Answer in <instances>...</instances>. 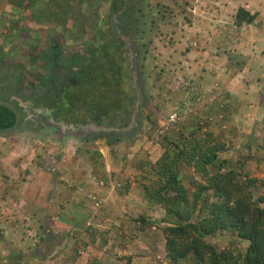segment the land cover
<instances>
[{"label": "rangeland", "instance_id": "obj_1", "mask_svg": "<svg viewBox=\"0 0 264 264\" xmlns=\"http://www.w3.org/2000/svg\"><path fill=\"white\" fill-rule=\"evenodd\" d=\"M133 1L135 22L130 36H123L127 74L121 64L122 87L135 110L112 126L116 113L96 121L69 109L65 99L55 116L48 107L20 108L26 92L38 90V77L51 72L45 68L51 58L40 55L49 40L61 45V74L68 67L72 74L70 56L92 60L96 47L116 35L108 0L78 9L65 0H0V105L12 108L17 119L0 131V197L10 199L0 201V264H195L192 253L176 263L167 258L163 230L181 222L167 211L175 193L165 183L163 161L188 148L193 136L222 148L206 170L196 159L174 165L194 204L186 208L191 222L207 216L217 200L212 189L198 195L217 172L254 179L252 198L264 197V0ZM239 8L253 21L237 25ZM18 84L22 94L15 92ZM74 117L85 121L74 123ZM91 121L109 130L80 126ZM76 180L94 188L82 194L88 202L45 209L38 201L36 190L51 184L66 201ZM258 205L264 208V202ZM48 213L75 226L45 230ZM49 233L54 236L46 240ZM204 240L236 258L248 246L232 229Z\"/></svg>", "mask_w": 264, "mask_h": 264}, {"label": "trees", "instance_id": "obj_2", "mask_svg": "<svg viewBox=\"0 0 264 264\" xmlns=\"http://www.w3.org/2000/svg\"><path fill=\"white\" fill-rule=\"evenodd\" d=\"M15 3L34 0H12ZM91 0H79L82 2ZM113 11H117L124 4L123 0H115ZM121 15L117 18L121 20ZM254 19L243 8H239L235 15V22L250 23ZM100 53L92 60L73 59L79 69V84L74 91L66 92L65 100L69 108L83 110L84 114L96 121L109 118L118 110H125L131 105L132 98L123 83V65L126 63L125 73L129 71L126 50L117 38L107 39L99 49ZM119 54L117 56L116 54ZM123 53V56H122ZM75 57L77 55H74ZM81 57V56H80ZM123 59V60H121ZM128 81V76H126ZM16 113L5 106H0V131H7L16 123ZM208 138L202 143L195 136L188 140V148H179L174 157L163 161L165 183L175 193L168 205V214L180 218L178 224H168L164 228L166 236V256L172 263L194 254L195 264H264V208L258 205L264 202V197L253 199L251 187L254 179H241L237 172H217L209 177L208 184L203 186L198 195L204 190L212 189L217 200L210 204L208 215L197 222H191L193 213L186 208L194 204L188 201L186 190L181 184L178 169L174 165L181 159L189 163L196 159L206 170L208 164L216 161L221 145L209 146ZM168 188V189H169ZM159 190L156 192L158 193ZM163 197H160V200ZM168 202V201H167ZM236 230L238 236L248 242L246 253L236 258L229 250L218 251L204 238L217 230Z\"/></svg>", "mask_w": 264, "mask_h": 264}, {"label": "flooded vegetation", "instance_id": "obj_3", "mask_svg": "<svg viewBox=\"0 0 264 264\" xmlns=\"http://www.w3.org/2000/svg\"><path fill=\"white\" fill-rule=\"evenodd\" d=\"M12 1V0H11ZM66 2L69 3V5L71 7H75V8H79V5L82 3H89V2H82L79 3V0H65ZM92 2L90 3H95L97 0H91ZM104 1V0H103ZM115 0H108V12L110 14V18H111V22L114 25V29H115V33L116 35H114V38H117L118 41L122 44V47L125 49V44H123V42L121 41L120 37L122 35L125 37L130 36V29L133 27V23L135 22L134 18L132 17V11L134 9V1L133 0H123L124 4L121 6L120 9H118L117 11H113L114 7H116V5L114 4ZM26 2L27 4H32L31 2L28 1H23ZM20 2V3H23ZM35 2V0H34ZM15 3V2H14ZM20 3H15V4H20ZM118 15H121V20H119L117 18ZM71 16L73 17L74 14L72 13ZM120 32H119V30ZM116 30H118L116 32ZM111 37V38H113ZM108 38V39H111ZM45 50H41L40 51V55L47 59V58H51V63L49 65L48 61L45 60V63H48L45 68L50 69V74H47L45 76H39V87L38 90H34L31 93L30 92H26L28 94H26L27 98H26V106L21 104V109H36V108H41L42 110H44L43 108H50L53 110V114L54 116L56 115V113L60 112L62 109V106L60 105V103H62L65 99V94L66 92L69 91V88L72 90V88H75L78 86L79 84V69L78 67H76V65L74 64V60L73 59H85L78 57V55L75 57L74 55L70 56V61H69V65L72 67L73 66V72L71 74L70 70L67 68V72L65 74H61V70H62V64L58 65V58L60 55V51H61V45L57 42L56 39H52L49 40L45 45ZM100 46L96 47V52L97 55L100 53L99 49ZM126 50V49H125ZM125 55H128V51L126 50V52L124 53ZM76 55V54H75ZM123 56V53H122ZM128 57V56H127ZM68 62V61H67ZM129 62V59H128ZM71 63V64H70ZM67 67V66H64ZM61 69V70H60ZM19 84L16 86L15 92L16 94H22L23 92H25L24 90L18 88ZM23 91V92H22ZM14 94V95H16ZM24 96V95H22ZM58 105V106H57ZM0 106H5L9 109L12 110V108L8 107V105L6 104H2ZM68 107V105H67ZM69 108V107H68ZM72 109V108H69ZM135 110V108L131 109L129 106L125 108V110H118L115 114V116H113V118L110 120V122H108L110 125H116L119 123L117 122L116 119H120L121 121L123 119H131L132 115H133V111ZM14 111V110H13ZM81 121H85L83 118L82 119H77V117L73 118V122L74 123H80Z\"/></svg>", "mask_w": 264, "mask_h": 264}, {"label": "crops", "instance_id": "obj_4", "mask_svg": "<svg viewBox=\"0 0 264 264\" xmlns=\"http://www.w3.org/2000/svg\"><path fill=\"white\" fill-rule=\"evenodd\" d=\"M6 170V169H5ZM11 171H13L14 173H15V170H7V173H8V175H10V176H12L13 174L11 173ZM1 173V172H0ZM1 175V174H0ZM15 176H18L19 177V175L17 174V175H15ZM18 177H16V178H18ZM21 177H23V175L21 174ZM27 179H29V177L27 178ZM17 180H19V179H17ZM21 181L22 180H20L19 181V183L21 184ZM79 181H81V180H76V182H77V186H76V188H72L73 189V192H71V194L70 195H68V199L65 201L64 200V196H58V195H60V188L57 186V185H54V184H51V186H50V189L49 190H46V189H38L39 190V192L36 190V192L38 193V201L40 202V203H42V206L45 208V209H49V208H56V207H58V204L59 205H69V203L70 202H76V201H82V202H88V200L86 199V198H84V197H82V194H85V193H87V192H93V190H94V188L92 189V188H89V187H86V186H84V187H82L81 186V184H79L80 182ZM1 182V181H0ZM79 182V183H78ZM5 185H4V187L6 188V190H8V192H10L9 191V189H10V184H11V181L9 182V181H6V183H4ZM0 187H1V184H0ZM24 187H29L30 188V185L28 186V185H25ZM9 188V189H8ZM29 188H27V189H29ZM91 189V190H90ZM5 191L3 188H0V191ZM70 191V189L68 190V192ZM20 192V190L18 191V193ZM3 193V192H2ZM1 193V194H2ZM5 193V192H4ZM22 196H23V199H25V192H22ZM58 196V197H57ZM6 201V202H10V199L8 198V194H4V196H2V197H0V201H2L3 203H5L4 201ZM66 202H69V203H66ZM46 216H45V219L47 220V224H46V227H45V230H48L49 231V229L50 228H52L51 226H52V224H54L56 227H59V226H64V229H68V228H73L74 226H75V224H74V221L73 220H71V221H69V220H67V221H69L68 223H63V222H60L59 220H58V218L57 217H53L51 214H45ZM74 224V225H73ZM54 229H55V227H54ZM60 229H61V227H60ZM54 233V232H53ZM58 233V232H57ZM48 236V237H47ZM47 236H46V240L48 239H51L52 238V236H54L53 234H51V233H49V234H47Z\"/></svg>", "mask_w": 264, "mask_h": 264}, {"label": "water", "instance_id": "obj_5", "mask_svg": "<svg viewBox=\"0 0 264 264\" xmlns=\"http://www.w3.org/2000/svg\"><path fill=\"white\" fill-rule=\"evenodd\" d=\"M120 39H121V41L124 43V44H126V48H129L128 47V44L127 43H125V41L123 40L124 39V37H120ZM130 55V57H131V54H129ZM79 126V125H78ZM80 126L83 128V129H85L86 127L87 128H89V126H91V127H94V130H102V131H108L109 129L108 128H106V127H103V126H101V125H97L95 122H93V121H91V122H88L87 124H80ZM79 126V127H80ZM96 128V129H95ZM98 128V129H97Z\"/></svg>", "mask_w": 264, "mask_h": 264}]
</instances>
